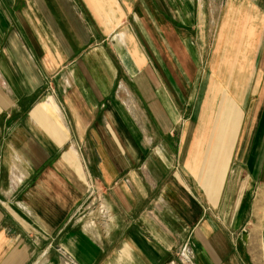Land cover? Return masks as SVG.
<instances>
[{
  "label": "crops",
  "instance_id": "obj_1",
  "mask_svg": "<svg viewBox=\"0 0 264 264\" xmlns=\"http://www.w3.org/2000/svg\"><path fill=\"white\" fill-rule=\"evenodd\" d=\"M164 3L161 22L154 0H0V264H248L234 196L264 173V0L226 2L207 73L194 13Z\"/></svg>",
  "mask_w": 264,
  "mask_h": 264
},
{
  "label": "rangeland",
  "instance_id": "obj_2",
  "mask_svg": "<svg viewBox=\"0 0 264 264\" xmlns=\"http://www.w3.org/2000/svg\"><path fill=\"white\" fill-rule=\"evenodd\" d=\"M154 1L155 9L158 14L162 10L169 11V8L167 9L165 3L164 5H162L163 0ZM165 1L167 2V0H164V2ZM227 1L229 0H170L169 5L171 15H174L175 12H182L181 15L194 13L196 23L192 20H188L186 22V24L191 29H188L189 32H187V35L192 34L193 36L191 40L200 55L199 64L201 65L203 73L208 72L209 56L218 36L219 22L223 13H225L226 11ZM250 11H253V9H250ZM227 14L224 15L222 22L224 21ZM159 15L161 22L164 21L161 14ZM233 15L234 17L230 20L232 25H234L233 19H235L236 17V14L233 13ZM141 22L143 24L146 23V21L142 19ZM159 24L160 21L155 20L153 25L159 27ZM176 26L181 27V25L179 24ZM246 35L247 34L245 33L243 36H239L238 44L234 42V57L236 59L235 64L240 61V53L242 52V46L244 45L245 41L243 40V37ZM221 38L223 39L220 42L223 43L226 40V35ZM252 50L249 53V63L252 65L249 69V74L251 77H254V80L250 85V99H252L253 97L256 98L258 96L255 95V93L262 92L264 94V40L261 46H255L254 52ZM236 68L237 67L232 70V76L235 80L238 79L237 76H240V72H238ZM220 74L223 73L220 72ZM251 101L252 100H250V102ZM187 106H189V104H187ZM262 121L263 122L261 123V125H264V118L262 119ZM78 151L80 153V148H78ZM262 155L263 164L261 165L263 166L262 168L264 172V149ZM249 174L251 173H244L241 176L240 180L238 181V187L240 188V191L238 190V194L234 196L235 199L236 197L242 199L244 198L242 200V202L244 203V209L241 214V220L243 221V223L242 227L240 228L239 240L244 246V251L246 252L248 258V264H264V173L261 174V178L259 180L249 179ZM86 184L87 195L85 198V203L83 205L84 209H86V213L88 211L90 212V220H97L100 218L102 219L103 217H99L101 216V214H99L98 212V210H101V213H103L102 205L104 201L101 200V196L99 195L102 187L99 185L96 179L92 178L88 174ZM79 211L82 212L84 210L80 208ZM184 247H186L190 252L193 251V244L189 243V241H186L181 245L179 249L180 253L182 252Z\"/></svg>",
  "mask_w": 264,
  "mask_h": 264
},
{
  "label": "built area",
  "instance_id": "obj_3",
  "mask_svg": "<svg viewBox=\"0 0 264 264\" xmlns=\"http://www.w3.org/2000/svg\"><path fill=\"white\" fill-rule=\"evenodd\" d=\"M191 252H192V251H191ZM191 252L188 251L186 247H184L183 250H182V252H181V256H182V257H185V256L183 255V253H186V259H187V260H186V259H185V260H186L187 262H191ZM183 260H184V259H183ZM185 260H184V261H185ZM69 263H70V264H75V262H74L73 259H69Z\"/></svg>",
  "mask_w": 264,
  "mask_h": 264
},
{
  "label": "bare ground",
  "instance_id": "obj_4",
  "mask_svg": "<svg viewBox=\"0 0 264 264\" xmlns=\"http://www.w3.org/2000/svg\"><path fill=\"white\" fill-rule=\"evenodd\" d=\"M183 255L185 256V257H183V258H184V260H185V259H186V253H183ZM186 260H187V259H186ZM186 260H185V261H186Z\"/></svg>",
  "mask_w": 264,
  "mask_h": 264
}]
</instances>
